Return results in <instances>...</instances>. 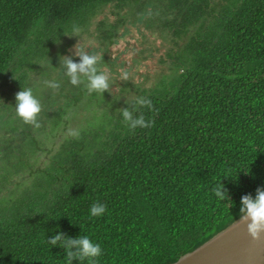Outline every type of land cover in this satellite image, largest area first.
I'll return each mask as SVG.
<instances>
[{
  "label": "trees",
  "instance_id": "16d2710c",
  "mask_svg": "<svg viewBox=\"0 0 264 264\" xmlns=\"http://www.w3.org/2000/svg\"><path fill=\"white\" fill-rule=\"evenodd\" d=\"M150 4L147 13L146 0H0V84L12 83L2 111L65 35L86 29L101 52L86 48L59 73L69 93L47 102L49 131L87 90L79 60L96 82L87 105L99 109L46 164L27 168L43 142L29 123L3 147L0 190L26 169L33 177L16 197H0V264H170L264 200V0ZM152 26L170 42L159 57L170 74L110 92L116 78L98 75L125 64L128 51L120 58L110 46L128 27ZM62 83L52 85L57 95Z\"/></svg>",
  "mask_w": 264,
  "mask_h": 264
},
{
  "label": "rangeland",
  "instance_id": "374dc122",
  "mask_svg": "<svg viewBox=\"0 0 264 264\" xmlns=\"http://www.w3.org/2000/svg\"><path fill=\"white\" fill-rule=\"evenodd\" d=\"M150 2L151 0H146V5L144 6L147 13L152 8ZM89 28L92 29L93 27L90 25ZM153 29L154 27L152 26L150 30L153 34H151L142 27H128V31L130 32L126 34L125 38L120 39L110 46V51L113 56L119 54L120 57V50L124 47L128 49L126 56L122 58V61L125 62V64L123 63L124 66L120 63H113L109 66L103 65L102 70L105 71L98 75H103V77L107 78L109 76L116 78L115 83H109L110 92L114 93V91H118L124 80L129 83H135L134 87L144 88L153 86L159 79V76L164 75L167 77V75L170 74L168 63H161L159 59L162 55V57L165 58V52L168 50L170 42L165 40L160 33V36H158L156 32L154 33ZM120 32L121 29H119V33ZM155 36L156 39L153 38V41L149 40ZM145 40L148 43L149 48L156 50L153 52L154 55L151 58H144V56H141L142 52L140 48H146ZM97 43L95 37L90 35V32L88 33L86 29L75 30L70 34L65 35L61 40L55 42L49 49L47 56L40 60L33 70L28 71L25 88L20 91V95L17 96L16 101L10 98V101L13 100V104L9 109L10 115L8 116V111L4 112L0 108V162H2L4 158L3 147L5 144L9 142V139L16 141V138L20 135V131L23 127L21 126V123H29V130L32 134L43 140L41 143V149L37 152V156L32 157L29 160L30 166L27 168L30 169L31 166L37 167L46 164L49 156H51L54 152L53 150L57 148L59 143L65 137L72 136L81 125L85 124L88 115L94 108L99 109L93 102H91L90 105H87L89 93L93 90V86L96 82L90 81L91 78L87 75L91 74L92 71L88 68L85 69L82 67L83 62L79 60L78 65L73 67L76 68L77 72H80V78L83 80V83L88 84L86 88L87 90L84 91V95L78 105L67 108L63 115V123L52 131H49L50 122L47 117V102L51 100L54 101V105H57L63 101L62 96L69 93V83H64L65 78L63 75L60 76L59 73L63 72V69L65 68H71L73 64L68 61L69 58L72 56L77 58L86 55V48L94 51L92 54L94 57L99 56L101 52L97 49ZM133 55L134 57L140 56L141 62H133L131 58ZM148 65L151 68H149ZM109 68L113 71H108ZM113 78L109 82H112ZM54 81L63 82L62 84L65 85V90L61 95H57L55 86H52ZM96 81H99L102 86L104 85V82L100 79H96ZM9 84L10 81H7V76L5 79L1 80L0 96ZM9 88L10 87L6 90L4 100H6L7 96L10 97V93L8 92ZM101 90L102 89L100 88L97 89V91ZM133 94L134 93H130L131 97H128L132 98ZM2 98L3 96L0 99ZM106 98H109V96ZM104 106H106V102L100 107L104 108ZM15 125V129L10 130V128ZM13 144H15V142H13ZM28 169L14 174L9 182H3L4 185H2L3 187L0 190V197L9 194L16 197L20 194L21 190L29 184L28 182H30L33 177L28 174Z\"/></svg>",
  "mask_w": 264,
  "mask_h": 264
},
{
  "label": "water",
  "instance_id": "95a60500",
  "mask_svg": "<svg viewBox=\"0 0 264 264\" xmlns=\"http://www.w3.org/2000/svg\"><path fill=\"white\" fill-rule=\"evenodd\" d=\"M170 264H264V200Z\"/></svg>",
  "mask_w": 264,
  "mask_h": 264
},
{
  "label": "clouds",
  "instance_id": "9594fccd",
  "mask_svg": "<svg viewBox=\"0 0 264 264\" xmlns=\"http://www.w3.org/2000/svg\"><path fill=\"white\" fill-rule=\"evenodd\" d=\"M17 99V98H16ZM16 99H15V101H16Z\"/></svg>",
  "mask_w": 264,
  "mask_h": 264
}]
</instances>
